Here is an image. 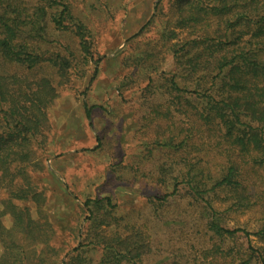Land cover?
<instances>
[{
	"label": "trees",
	"instance_id": "obj_1",
	"mask_svg": "<svg viewBox=\"0 0 264 264\" xmlns=\"http://www.w3.org/2000/svg\"><path fill=\"white\" fill-rule=\"evenodd\" d=\"M160 2L154 17L163 19V27L153 47L140 55L134 41L139 34L129 40L130 63L145 74L144 85L139 84L144 113L137 129L144 160L157 150L167 152L170 172H175L172 194L184 185L197 202L203 201L211 212L209 228L222 242L234 240L239 231L248 241L257 235L263 245L249 242L240 248L238 264H252L256 253L264 264V0ZM50 21L75 35L81 57L66 43H61L64 54L28 41H46ZM169 41L173 67L168 72L159 69L166 55L156 47ZM92 47V33L69 0H0V264H95L96 252L97 264H145L152 251V235L144 224L112 234L99 230L111 225L105 214L115 218L110 197L85 200L89 222L81 240L77 235L76 244L66 250L29 204L35 203L40 214L46 201L34 173L42 168L37 150L44 149L52 128L48 108L59 87L73 72L80 73V62L87 66L93 60L90 82L96 78L100 59ZM46 66L56 68L60 81L43 70ZM123 90L120 85L125 98ZM153 93L162 98L153 100ZM84 108L91 122L93 106L84 101ZM216 201L226 205L225 211L260 209L258 229L225 227ZM104 205V214H98ZM7 215L10 227L4 224ZM211 249L220 251L219 246ZM208 256L204 251L203 257Z\"/></svg>",
	"mask_w": 264,
	"mask_h": 264
},
{
	"label": "rangeland",
	"instance_id": "obj_2",
	"mask_svg": "<svg viewBox=\"0 0 264 264\" xmlns=\"http://www.w3.org/2000/svg\"><path fill=\"white\" fill-rule=\"evenodd\" d=\"M69 1L72 12L92 33L94 56L100 59L99 71L90 82L96 65L93 60L87 66L80 62V73L73 72L70 81L59 87L55 104L48 108L52 128L44 149L37 150L42 168L34 173L45 190L46 201L40 214L36 204L29 202L33 215L41 217L48 230H54L55 243L66 250L76 244L77 235L81 240L89 222L85 200L110 197L116 204L111 208L115 218L105 214L111 225H103L99 230L112 234L117 229L126 231L134 224L146 225L152 235V251L145 264H238L240 248L247 247L249 242L255 247L263 245L259 237L252 234L248 241L245 233L239 231L234 240L222 242L209 228L211 212L203 201L197 202L184 185L172 194L171 175L175 172H170L167 152L157 150L148 160L142 154L144 148L137 129L144 113L139 86L144 85L145 74L139 66L130 63L133 44L129 40L139 34L134 41L138 42L135 46L140 55L153 47L152 41L163 27V19L154 17L162 3L160 0ZM184 35L183 32L181 36ZM28 41L44 50L59 49L64 54L66 50L61 43H66L77 58L81 57L75 35L57 29L51 21L47 24L46 41ZM170 42H160L156 47L166 55L158 62L162 71L169 72L173 67L167 50ZM43 70L56 82L60 81L56 68L46 66ZM120 85L125 98L119 94ZM153 94L151 98L155 101L162 98L159 93ZM84 101L93 106L91 122ZM167 194L170 195L165 197ZM216 205L222 211L219 221L225 227L245 228L252 233L258 229L260 209L238 213L225 211L226 205L219 201ZM106 206L110 207L108 203ZM104 207L96 212L104 214ZM4 224L11 226L9 215L4 218ZM94 232L89 230L88 234ZM214 246H219L220 251L211 249ZM204 251L209 255L207 259L203 257ZM1 252L0 245V255ZM92 255L97 264L100 253ZM252 264H261L258 253Z\"/></svg>",
	"mask_w": 264,
	"mask_h": 264
}]
</instances>
